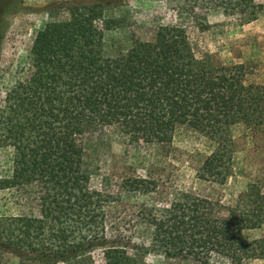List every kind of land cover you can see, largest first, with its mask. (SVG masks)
<instances>
[{
  "label": "trees",
  "instance_id": "1",
  "mask_svg": "<svg viewBox=\"0 0 264 264\" xmlns=\"http://www.w3.org/2000/svg\"><path fill=\"white\" fill-rule=\"evenodd\" d=\"M64 8L66 18L36 33L25 79L0 101V147L14 158L0 190L14 191L20 204L17 214L0 219V264L6 253L18 264H137L147 252L194 264L263 258L264 234L254 240L246 234L264 228L257 185H248L235 205L187 192L158 201L153 177L103 176L92 185L87 154L110 131L131 145H159L186 129L210 146L197 178L222 185L233 171L232 128L264 124V84L249 82L244 64L199 56L180 25L160 26L152 40L106 57L103 35L111 21L103 4ZM122 192L150 200L126 215L132 229L125 234L109 227Z\"/></svg>",
  "mask_w": 264,
  "mask_h": 264
},
{
  "label": "rangeland",
  "instance_id": "2",
  "mask_svg": "<svg viewBox=\"0 0 264 264\" xmlns=\"http://www.w3.org/2000/svg\"><path fill=\"white\" fill-rule=\"evenodd\" d=\"M94 1L103 4V15L111 21L103 35L106 57L125 53L135 40H152L160 26L180 25L199 56L218 64H244L249 70L248 81L264 84V0H0V101L7 89L25 79L36 33L48 22L66 18V4ZM256 7H260L259 12L252 20ZM231 134L233 171L222 185L197 178L210 146L203 137L186 129H179L171 143L159 145H131L117 132L105 133L87 154L93 169L92 185L97 186L103 176L115 182L128 176L153 177L159 183L158 201H170L187 192L226 206L235 205L250 184L264 192V124L258 130L237 125ZM13 165L12 151L0 147V178L10 176ZM17 199L14 191L0 190V219L19 212ZM149 201L120 193L110 210V229L124 234L125 229H132L126 215L134 205ZM246 234L251 240L259 239L264 228ZM2 264H18V258L6 253ZM137 264L194 263L147 252ZM244 264H264V257Z\"/></svg>",
  "mask_w": 264,
  "mask_h": 264
}]
</instances>
